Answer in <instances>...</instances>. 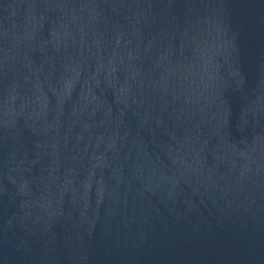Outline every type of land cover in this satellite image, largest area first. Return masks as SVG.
Here are the masks:
<instances>
[{
	"label": "water",
	"instance_id": "water-1",
	"mask_svg": "<svg viewBox=\"0 0 264 264\" xmlns=\"http://www.w3.org/2000/svg\"><path fill=\"white\" fill-rule=\"evenodd\" d=\"M0 264H6V261L2 255L1 251H0Z\"/></svg>",
	"mask_w": 264,
	"mask_h": 264
}]
</instances>
